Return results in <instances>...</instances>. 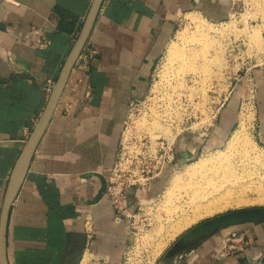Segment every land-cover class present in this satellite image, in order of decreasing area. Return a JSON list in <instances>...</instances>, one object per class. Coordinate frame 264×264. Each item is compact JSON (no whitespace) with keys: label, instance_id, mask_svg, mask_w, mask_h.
<instances>
[{"label":"crops","instance_id":"0c3cea01","mask_svg":"<svg viewBox=\"0 0 264 264\" xmlns=\"http://www.w3.org/2000/svg\"><path fill=\"white\" fill-rule=\"evenodd\" d=\"M92 2L0 0V212L9 176ZM234 4L235 0H104L10 208L7 264H82L91 254L118 264L131 241L127 214L136 210L142 194L136 188L129 191L128 212L118 220L106 193L96 201L102 188L98 176L109 180L129 112L149 93L179 23L188 14L224 22ZM38 38L48 45L35 47ZM90 49L97 54L82 72L81 55ZM79 78L91 86V97L70 104L66 113L69 82ZM259 82L257 136L264 143V84ZM83 92L81 84L69 99L80 100ZM245 93L243 89V102ZM236 108L228 104L204 136L189 144L190 157L224 144L236 124ZM166 173L149 191H158ZM235 227L249 243L242 254L221 255L228 234L222 229L198 240L171 263L160 258L156 264H264V224Z\"/></svg>","mask_w":264,"mask_h":264},{"label":"rangeland","instance_id":"374dc122","mask_svg":"<svg viewBox=\"0 0 264 264\" xmlns=\"http://www.w3.org/2000/svg\"><path fill=\"white\" fill-rule=\"evenodd\" d=\"M263 13L264 4L262 3H257L253 0H235L232 14L230 18L224 22H213L207 18L204 19L198 14H188L179 23L177 32L189 27V17L196 16L200 18L202 22H204L205 26H212L218 29H225L227 32H229V36L226 37L227 41L225 42L226 50L228 49L225 53L224 61V65H226V67L224 66L225 68H222L221 70L216 67L211 68V71L213 72L212 77H210L206 81L207 86L204 87L205 91H203V95L201 93L202 87H200L198 83H194L192 75H188L187 84L189 85L187 86L192 87V89H181V96L179 98L175 97V102L173 101L174 104L171 103V105H168V107L164 103V101L157 99V96L158 98H162L163 95H165L166 93L173 94L171 90L162 89L160 94H155L152 92L153 88L157 86V84L162 82V80H165V75L162 76V66L164 62H166L169 50L168 46L165 54L163 55L162 59L156 67L149 93L142 101H139L132 106V109L129 112V115L131 114V118L128 121V127L129 125L130 127L129 129L127 128V140H129V138L132 136V138L134 139L133 145L137 148H140L143 155H148V153L150 154L149 148L153 145L152 140L154 141V143L156 141L159 146H161V143L165 142V148H167L168 146L167 143H173L172 148L176 154V165L168 168L167 173L164 175V178L160 180V186L158 187V191L156 193H152L151 191H149V186L145 187V189H139L142 195L140 197L136 210L132 213L127 214V228L131 236V241L127 246V249L125 250L121 259L119 260L118 264H139V262H142L140 264H151L150 260L152 259L151 255L153 243H145V241L143 242L142 239H144L143 236L145 235L147 236V238H149V240L151 239L153 241L155 238H157L156 232H159L158 230L161 229L163 226L165 228L168 226V224L166 223L167 221H165L166 219L163 217L164 211L161 210L162 208L160 207V203L163 199L164 191L168 186L171 177L176 171H183L186 167L195 164L200 160V158L205 157L208 154L214 153L217 150H224L234 131L239 128L243 105L248 102H251L254 117L251 122L252 124L248 126L249 136L251 139H253L257 150L264 154V143H262L257 136V131L259 130L257 125L259 124L260 117L256 109V101L258 96L256 94V87H258L257 81H260L259 83H262V85L264 84V66L260 67L259 65V60L264 59V53H260L264 52ZM247 69H249L250 72L248 71L247 73ZM257 72H259L260 75ZM219 76L223 77L224 80ZM253 84H256L255 88L251 87ZM242 88L245 89L246 92L244 102L241 99V93L243 92ZM230 92V97L228 101H226L223 108H225L231 102L234 103V107H237V110L235 111L236 124L232 132H230L229 135L226 137L224 144L219 148L213 150H204L202 152H198L195 154V156L190 157V160H187L185 158L183 159V153L187 152L186 148H188L189 144L193 143L195 139H199L200 136L202 137L204 129L212 124V121H209L210 118H212L215 113L219 110V108L223 104L224 100L228 97ZM155 99H157V102H155L154 104ZM223 108L221 109V111L223 110ZM166 109L167 111L169 109L171 111L167 114L166 112H164L166 111ZM155 112L157 114H155ZM220 112L218 113L217 117L220 116ZM161 114L162 117L159 122L157 120H154V118L159 117ZM152 116H154V118ZM138 119H146L147 123L146 125H143L140 129H135V122ZM159 178L154 179L152 182L157 181ZM180 189L182 188H179L176 191L177 193L175 192V198L172 203V205L176 203L179 204V206L174 205L177 206L176 208L180 207V205L184 206L182 204H185L183 202L186 201L185 198H183L181 192L179 191ZM108 201L110 203L109 198ZM247 207L253 206L230 208L227 211ZM128 209L129 207L127 208L126 212H128ZM154 215L158 218H156ZM160 217L162 219H160ZM203 221L204 220H201L191 225L190 227H194ZM90 223L88 225L91 228L92 225ZM225 230L228 234H230L238 232V227H229ZM93 232L92 234H94ZM182 234L176 236L174 239L170 236H167L169 238L165 237V239L163 240V249H161L164 251L157 259L154 260V262H152V264H156L159 259L163 256L165 251ZM140 248L141 250H139ZM135 250L136 252H134ZM137 256L140 258L138 259ZM88 258L89 259L87 264H96L101 261L102 257L91 254Z\"/></svg>","mask_w":264,"mask_h":264},{"label":"bare ground","instance_id":"6f19581e","mask_svg":"<svg viewBox=\"0 0 264 264\" xmlns=\"http://www.w3.org/2000/svg\"><path fill=\"white\" fill-rule=\"evenodd\" d=\"M253 1L264 4V0ZM188 25L189 27L177 32L172 39L166 62L162 66V76L165 75V80L157 84L152 91L160 94L162 89L171 90L173 94L166 93L162 98L157 96V99L164 101L167 106L173 103L175 97L181 96V89H192L187 86L189 85L187 84L188 75H192L194 83L202 87L203 95L204 87L207 86L206 81L212 77L211 68L216 67L221 70L226 67L224 61L228 49L226 50L225 42L229 32L225 29L205 26L204 22L196 16L189 17ZM170 111L166 109L164 112L168 114ZM161 117L162 114L154 120L159 122ZM253 118L251 102H248L243 105L239 128L234 131L224 150H217L200 158L198 162L186 167L183 171H176L171 177L160 203L161 210L164 211L163 217L166 219L164 220L167 221L168 226L159 229V232H156L157 238L153 241L145 235L144 239L141 238L145 243H153L151 264L164 251L161 249H163L165 237L170 236L174 239L188 230L191 225L224 213L230 208L264 206V154L257 150L248 131ZM146 119L136 120L134 128L140 129L146 125ZM179 188H182L179 191L186 201L182 204L184 206L180 205L176 208L177 206L174 205L179 206V204L172 205V203L175 192ZM88 257L84 258L82 264L88 263Z\"/></svg>","mask_w":264,"mask_h":264},{"label":"water","instance_id":"95a60500","mask_svg":"<svg viewBox=\"0 0 264 264\" xmlns=\"http://www.w3.org/2000/svg\"><path fill=\"white\" fill-rule=\"evenodd\" d=\"M103 2L104 0H93L91 8L86 16V19H84L81 30L60 70V73L50 88V94L45 107L24 143V146L22 147L18 159L9 176L0 212V264H7L5 236L10 208L17 196L36 147L54 114L70 72L92 33ZM183 156L185 159L190 158L188 152H184ZM98 177L102 179V188L96 201L103 198L107 189V180L105 177ZM248 223L264 224V206H253L227 211L206 219L194 227H190L165 251L160 262L165 261L171 263L176 257L190 250L195 242L202 238H206L208 235L216 231Z\"/></svg>","mask_w":264,"mask_h":264},{"label":"built area","instance_id":"2783aa9c","mask_svg":"<svg viewBox=\"0 0 264 264\" xmlns=\"http://www.w3.org/2000/svg\"><path fill=\"white\" fill-rule=\"evenodd\" d=\"M33 44L35 47L45 48L48 45V41L44 40L43 38H38L34 41ZM96 54L97 52L93 49H90L86 52L84 51L82 53L81 66L79 67L82 72L88 71L89 65L95 58ZM259 63L260 67L264 66V59L259 60ZM248 71L250 72L249 69H247V73ZM81 84L84 90L82 98L80 100L69 99L73 97L78 86ZM83 84L84 80L80 78L74 79L69 82V95L63 106L64 112H69L70 104H78L84 101L86 102L91 97V86L87 84L86 80L85 84ZM251 87L255 88V85L253 84ZM230 94L231 92L224 100L223 104L215 113V115L210 118L209 121H212V124L204 129L202 136H204V134L207 132V129L214 125L218 113L224 107L226 101H228ZM130 118L131 114L129 115L128 120L125 124V132L122 146L119 152V158L109 180L107 181L106 189V195L108 196L113 209L117 213L118 220H120L121 215L127 211V197L131 189H145V187L147 186L150 187L154 179L161 177L163 173L168 170V168L176 165V154L172 148L173 144L170 145L167 143L168 146L167 148H165V142L161 143V146H159L156 141L154 143V141L152 140L153 145L149 148L150 154L148 153V155H143L141 149L133 145L134 139L132 138V136L129 138V140H127L126 133L128 132V129L130 127V125L128 127V121ZM187 160H190V158ZM90 232L91 234H89V237H92V228ZM248 245L249 243L243 234L238 232L227 234L222 241V246L220 249L221 255L223 257H230L235 254H242L245 252ZM101 261L96 264H110L107 260H104L102 258Z\"/></svg>","mask_w":264,"mask_h":264}]
</instances>
